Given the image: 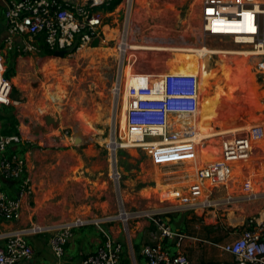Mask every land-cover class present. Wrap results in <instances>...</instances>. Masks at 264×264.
<instances>
[{"label":"built area","instance_id":"obj_1","mask_svg":"<svg viewBox=\"0 0 264 264\" xmlns=\"http://www.w3.org/2000/svg\"><path fill=\"white\" fill-rule=\"evenodd\" d=\"M4 1L6 9L4 12L0 9V18L5 17L11 36L23 33L33 36L42 34L51 50L76 51L91 46L95 39L101 37L107 15L93 8L110 5L113 0H75L70 3L62 0ZM120 2L123 4L124 15L126 18L130 17L135 0ZM201 15L202 29L205 34L231 36L236 43L254 44L258 49L256 54L262 57L256 69L264 74L263 1L202 0ZM229 30L239 31L222 33ZM123 39L117 44L120 52L119 62L122 63V67L118 73L114 93L119 98L124 85L128 102L125 112L126 128L140 132L141 137H128L125 130L120 127V134L122 135L124 131L126 135L122 138V142L129 145L128 147L136 146L146 150L155 165L163 166L173 163L186 165L188 169L176 173L188 175L189 168L196 165L199 157V145L209 138L194 139L201 101L199 76L163 70L132 72L129 75L125 69L128 63L133 65L137 58L130 61L131 56L128 57L127 50L122 49ZM5 72V59L0 53V107L12 102L13 85ZM47 132L51 133V137L55 140L50 146L59 145L62 138L69 141L74 138L68 129L60 125ZM42 133H39L37 139L41 141L40 146H45L50 142ZM115 135H117V128ZM263 139V124L243 127L242 130L225 136L221 143L219 157L202 163L188 185L172 188L171 193L174 191V199L161 210L128 213L120 205L118 214L77 216L58 223H31L0 229V264H39L31 262L34 249L28 238L45 233L50 234L52 250L56 258L60 260L65 255L66 246L72 240L74 231L90 225L101 230L106 239L96 252L83 258L82 264H124L121 260L122 244L112 238L106 231L105 225L119 220L127 221L133 216H145L153 227L150 241L142 248L148 264H193L182 251L171 253L165 249L164 240L174 239L176 248L180 250L184 240L189 236L174 230L164 214L209 207L231 209L240 199L232 194L217 198L213 189L221 186L228 187L234 177V165L248 160L255 143ZM25 140L34 143L31 138H25L21 132L0 134L1 175L7 180L22 179L20 195L17 198L8 197L0 183V219L2 221H19L23 213L24 197L30 196L33 192L31 177L24 176L27 168L26 157L24 158L16 151L8 153L10 147L23 143ZM119 146L123 147L122 143ZM115 163L116 168L112 170V177L120 184L121 173L116 159ZM179 188H184L186 191H180ZM243 188L245 190L241 198L243 200H252L259 194L254 188L251 176L244 181ZM221 247L233 255L231 262L223 264H264V217L261 221L255 219L252 227L245 228L238 238Z\"/></svg>","mask_w":264,"mask_h":264},{"label":"rangeland","instance_id":"obj_2","mask_svg":"<svg viewBox=\"0 0 264 264\" xmlns=\"http://www.w3.org/2000/svg\"><path fill=\"white\" fill-rule=\"evenodd\" d=\"M165 1L142 0V4L138 5V1L135 0L133 14L126 18L127 23L131 24L133 28L130 34L120 31L117 40L111 39L97 50L83 48L68 53L63 58H55L53 55H45L38 51V46L32 44L35 47H32L31 50H21L20 58L18 57L20 61L16 64L15 77L14 79L9 78L11 82L13 81L12 102L9 104L12 113L9 114L16 115L28 98L35 99L39 93L44 95L42 106L38 107L40 112H38L36 120L39 121V124H37L38 130L35 137H39V133L43 132L42 134L50 143L45 142L47 145L40 146L39 144L38 146L45 149L73 148L80 158L74 172L83 169V174L92 180V184L109 185L117 194L118 203L116 211L112 214L120 213V205L128 213L166 208L170 204V200L174 198L165 195L162 189L168 191L174 187H184L192 181L191 174L182 177L184 173L175 175L176 172L173 171L182 168V166L183 170L188 169L186 165H173L176 167H170L172 164L155 165L148 152L141 147L124 148L125 146H123L115 151L110 146V139L113 137L122 143V138L126 135L132 138L140 136L138 131L127 130L126 118L121 115V112L126 111L128 105L124 85L119 98L114 93L118 73L122 67V63L119 62L120 52L117 44L122 41L124 34L127 35L130 45L144 46L140 49H130L129 46V50H127L125 45L123 48V51L127 50V56H131V62L135 57L137 58L133 65L126 61L132 67L133 72H152L162 68L163 71H170V67L173 66L175 67L173 69L179 72L200 68L198 76L203 82L204 92H206L204 96L202 95L203 99L200 103L206 116L202 121H199V124L204 122L211 124L210 119H213L216 120L213 121L215 128L220 129L217 135L206 137L207 139L199 145L200 152L203 149L209 152L206 154L202 151L204 156L211 157L209 160L219 157L221 143L225 136L241 130L242 126L264 125V74L259 73L256 69L257 63L262 57L256 54L258 49L255 45L236 43L231 36L205 34L202 29V0H168L169 3H172L169 4V8L173 10L155 11L152 9L153 5H161ZM187 1L194 2L190 17L186 10L187 4H184ZM260 1L264 2V0ZM124 18L123 13V16L120 17L121 22ZM204 46L203 59L196 56L194 54L196 52L190 56L184 55L189 52L187 49L190 47L201 48ZM0 51L5 58L10 51L5 48L1 35ZM11 51L18 52L17 50ZM243 51H248V55H244ZM177 54H180L179 62L173 63V65L171 63L177 58ZM255 60L256 62H254ZM234 72L235 74H233ZM229 73L232 75L231 79L228 78ZM222 89L232 90L231 100L229 97L224 98ZM238 90L239 92H237ZM246 94L250 96L247 97ZM45 99L47 100L45 101ZM234 100L236 108L242 106L244 110L229 111L232 106L230 102L234 104ZM224 103L227 104V109L220 111L224 107ZM4 108L0 107V115L8 114ZM47 116L59 120V125L68 129L74 138L71 141L63 139V145L50 146L55 140L47 131H52L56 122L48 124ZM3 117L0 116L1 125H4L6 121ZM206 123L205 126H207ZM120 127L125 130L126 135L124 131L122 135L120 134ZM116 128L117 135H115ZM0 132H2L1 128ZM212 132H216V130L208 133ZM256 158L259 159V157ZM115 159L121 173L120 184L115 182L112 177ZM259 161L263 166L264 159L260 158ZM236 164L237 167L234 171L236 175L244 173V177H246V169L251 170L252 168L251 161ZM165 168L166 171L169 169L170 173L165 172ZM164 174H169V176ZM170 174L173 176L170 177ZM177 176H181L179 181H173ZM263 176L264 174L259 175L258 182ZM165 177L169 180L165 181ZM244 177L238 179L241 184ZM179 189L186 191L184 188ZM185 212L188 211H173L164 214V217ZM138 220H146V218L145 216H133L129 217L127 221L119 220L124 226L123 231L128 239L129 247H136L133 243V225ZM125 246V249L128 250L126 238ZM49 254L51 255L48 251L47 255L49 256Z\"/></svg>","mask_w":264,"mask_h":264},{"label":"crops","instance_id":"obj_3","mask_svg":"<svg viewBox=\"0 0 264 264\" xmlns=\"http://www.w3.org/2000/svg\"><path fill=\"white\" fill-rule=\"evenodd\" d=\"M62 1L70 3L75 0ZM120 1L121 0H113L110 5L96 6L93 8L96 9V11L106 13V25L101 32V37H99L98 43H92L91 46H86L84 48L97 50L101 48L103 44H107L111 39H118L120 31H123V33L126 31L128 35L130 34L133 28L131 24L127 23L126 16L122 19V22L120 20V17H122L124 13L123 4H121ZM137 1L138 5L142 4V0ZM169 4L172 3H169L168 0H166L165 2H162L161 5H153L152 9L155 11L173 10L169 8ZM184 4H187L186 10L190 17L193 12L194 2L187 1ZM0 9L2 12L6 9V2L4 0L0 1ZM134 9L135 6L133 11ZM0 35L5 43V48L10 50L6 58L1 51L0 53L4 57L5 63L9 60L14 63L13 69L10 70V79H14L15 77L16 64L20 61L19 55L21 50H31L32 47H35L32 44L38 46V51L43 52L45 55H53L55 58H63L66 54L73 52L65 49L67 50V53L64 56L55 55L54 52L57 50L53 51L48 47L44 35L42 34L33 36L23 33L11 36L4 16L0 18ZM125 45L127 46V50H129V46L130 49H140L144 47L130 45L128 43L127 35L124 36L122 49ZM193 49L196 50L195 52L197 54L194 53L196 56L202 59L204 58L205 50L203 47ZM11 50H17L19 53L12 52ZM49 51L52 52L50 53ZM188 53L189 52L185 54ZM179 59L180 54H177V58L173 60L171 64H177L176 62H179ZM173 68L175 67L173 66L170 72H179L173 70ZM162 69L155 71H161ZM125 72L131 74L133 72L132 67L128 65ZM131 82L135 83L134 81ZM246 95L247 97L250 96L248 94ZM44 98V95H41V93H39L38 97L35 99L28 98L27 102H24L22 107L16 112L18 132H21L25 138H31L34 143L25 140L23 143L10 147L8 153H12L14 150L18 149L16 152H19L24 158L26 157L27 168L24 176L29 175L31 177L33 192L30 196L24 197L23 213L20 220L7 222L0 219V229L12 228L19 225H29L31 223L52 224L73 219L77 216L104 215L116 211L118 203L117 194L109 185L104 186L99 183H97V185L92 184V180L90 178L88 179V176L83 174V169L74 172V168L78 165L80 158L73 148L45 149L38 146L41 144V141H38V137H35L38 130L37 124H39V121L36 119L38 118V112H40L38 107L42 106L41 102ZM46 100L47 99H45V101ZM210 120L212 121L211 124L206 122L200 123L199 128L205 133L220 130L216 129L213 125V121L216 120ZM205 123L207 125L206 127ZM63 139L64 138L58 143L59 145H63ZM119 145L120 143L114 137L110 139V146L113 150L121 148ZM202 151L204 152L205 150L203 149ZM202 151L199 152V157L197 159L201 164L209 161V158H211L208 157V159H206ZM256 157L264 159V139L255 143L250 158L246 160L251 161L252 163L251 170L246 169L245 171L246 177H244V173L241 175L234 174L228 187L221 186L213 189L214 195L217 198H223L226 194H232L237 199H240L235 202L231 209L225 210L217 207H209L206 209L189 210L188 212L177 215L171 214L166 217L167 222L174 230L185 233L189 237L184 240L183 246L180 250L176 248L174 239H166L164 240L165 249L171 253L182 251L189 257L193 264H223L233 260V255L225 251L221 245L234 241L245 228L252 227L255 224V219L261 221L264 217V176L258 182L259 175L264 174V165L261 166V162ZM197 161L196 165H198ZM173 165L179 164L173 163L170 167H176ZM196 165L193 167L194 169L189 168V175L191 174L192 177L196 174L197 168L199 167ZM236 167L237 164L234 165L233 173L236 170ZM115 168L116 163L113 165V169ZM182 170L183 166L182 168L173 171L179 172ZM168 171L169 169L166 171L165 168V172ZM175 172L171 173L174 174ZM179 174L180 173H175V175ZM164 175L167 177L169 176V174ZM186 175L187 174L184 173L182 174V177H186ZM171 176L173 175L170 174V177ZM249 176H251L253 180L255 190L259 188L257 190L259 194L252 200H243L241 199L245 194L243 184ZM167 177H165V181L169 180ZM239 177H244L242 184L238 181ZM179 178L180 177L177 176L173 181H179ZM0 183L2 190L8 197L17 198L20 195L22 179L7 180L1 175L0 171ZM256 187L258 188L256 189ZM162 191L170 193L172 190L166 191L165 189H162ZM173 193L174 191L170 194L174 196ZM123 227L124 226L119 221L105 225L106 231L112 236V238L122 244L123 250L121 253V260L123 263L141 264L142 261V264H148L142 253V248L145 243L150 241V233L153 228L152 224L148 220H138L134 222L133 243L136 245L134 248L133 246L129 247L128 239L123 231ZM125 238L127 240L128 250L125 249ZM105 239L106 236L104 233L96 226L90 225L78 228L74 231L72 240L66 246L65 255L59 260L56 258L52 250L49 241L50 234L45 233L33 235L28 238V241L34 249V256L31 262L33 261L39 264H82L83 258L96 252L97 249L104 244ZM48 251L51 253L49 256L47 255Z\"/></svg>","mask_w":264,"mask_h":264},{"label":"bare ground","instance_id":"obj_4","mask_svg":"<svg viewBox=\"0 0 264 264\" xmlns=\"http://www.w3.org/2000/svg\"><path fill=\"white\" fill-rule=\"evenodd\" d=\"M233 33L234 32H238L237 30H231ZM231 31L229 30V31H226V32H222V33H231ZM204 48V50H205V46L203 47ZM119 51V50H118ZM187 51H189V53L188 54H184L185 56H190L191 54H193L195 51H194V49L193 48H188L187 49ZM251 51V50H250ZM258 51V50H257ZM230 52H232V51H230ZM244 55H248V51H243L242 52ZM241 53V54H242ZM183 55V56H184ZM257 59V58H256ZM254 62H256V60L254 61ZM164 66V65H163ZM171 68L172 67H170V70H171ZM230 68V67H229ZM200 68H192V69H189V70H187V72H181V73H185V74H196V75H198V70H199ZM174 70V69H173ZM227 70V69H226ZM232 70V69H231ZM232 73V72H231ZM233 74H235V72L233 73ZM229 76H228V78L229 79H231V74L229 73L228 74ZM246 79V78H245ZM248 80V79H247ZM199 87H200V90L201 91H203V92H201V100L203 99V96L205 95V93L206 92H204V85H203V82H201V80L199 79ZM232 91V90H231ZM231 91H230V89L229 90H227V89H222V95L224 96V98H228L229 97V99L231 100L232 99V96H231ZM237 92H239V90L237 91ZM242 92H244V91H242ZM236 93V92H235ZM244 94V93H243ZM203 95V96H202ZM245 95V94H244ZM246 98V97H245ZM244 98V99H245ZM120 102V101H119ZM244 103V102H243ZM242 103V104H243ZM249 103V102H248ZM230 104L232 105L230 108H229V111H237V110H243V107L241 106V108H236V102H235V100H234V104L233 103H231L230 102ZM244 105H246V104H244ZM251 105V104H250ZM116 106V105H115ZM224 107L223 108H221L220 109V111H224V110H226L227 109V104L226 103H224V105H223ZM118 107V106H117ZM114 108H116V107H114ZM117 109V108H116ZM119 111V110H118ZM126 112V111H125ZM125 112H121V115H123L122 117H124V118H126V113ZM250 114V113H249ZM206 116V112L202 109V105H201V103H200V108H199V117L197 118L198 119V121H202L203 119H204V117ZM120 118H121V116H120ZM257 118V117H256ZM117 123V122H116ZM118 124H119V122H118ZM198 124H199V122H198ZM198 124H196V135H195V137H194V139H202V138H206V137H210V136H213V135H217V133H218V131H216V132H212V133H205V132H202L201 131V128H199V126H198ZM250 125V124H249ZM253 125V124H252ZM206 127V126H205ZM208 129V128H207ZM240 129H243V126L242 127H240ZM135 132H136V130H134ZM134 131H131V132H134ZM139 134H140V136L139 137H141V133L140 132H138ZM134 135V134H133ZM115 142V141H114ZM121 144V143H120ZM122 146H125V147H128L129 145H126L125 144V142H122ZM209 146V145H208ZM206 149V148H205ZM206 154H209V152L208 151H204ZM207 159H208V157L209 156H205ZM198 159V158H197ZM199 159H201V158H199ZM202 161V160H201ZM198 162V161H197ZM201 165V162L199 161L198 162V165L197 166H200ZM145 170V169H144ZM240 178V177H239ZM238 184V183H237ZM161 185V184H160ZM164 193H165V195H169V197H173V195H171V194H169V192H165L164 191ZM163 193V194H164ZM171 195V196H170ZM156 206V205H155ZM123 216H125V214L123 213Z\"/></svg>","mask_w":264,"mask_h":264},{"label":"trees","instance_id":"obj_5","mask_svg":"<svg viewBox=\"0 0 264 264\" xmlns=\"http://www.w3.org/2000/svg\"><path fill=\"white\" fill-rule=\"evenodd\" d=\"M50 53L52 51H49ZM8 65V70L6 72V77L7 78H10V70L13 69V66H14V63L9 60L7 61L6 63ZM2 107H5L4 110L5 112H8V114H1L0 116H4L3 118L6 119V121L4 122V125H1V129H2V132H0V134H13V133H17L18 132V129H17V124H18V121L16 119V115L13 113L12 115H10L9 113H12V109L10 107V105H3ZM3 109V108H2ZM15 151H18L17 150H14Z\"/></svg>","mask_w":264,"mask_h":264},{"label":"water","instance_id":"obj_6","mask_svg":"<svg viewBox=\"0 0 264 264\" xmlns=\"http://www.w3.org/2000/svg\"><path fill=\"white\" fill-rule=\"evenodd\" d=\"M98 41H99V38L95 39L94 43L97 44ZM66 53H67V50H57L54 52V54L58 55V56H64ZM46 120H47L48 124L56 122L55 127L59 126V120H55V118H53L51 116H47Z\"/></svg>","mask_w":264,"mask_h":264}]
</instances>
